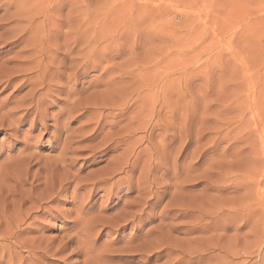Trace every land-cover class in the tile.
<instances>
[{
	"label": "rangeland",
	"instance_id": "rangeland-1",
	"mask_svg": "<svg viewBox=\"0 0 264 264\" xmlns=\"http://www.w3.org/2000/svg\"><path fill=\"white\" fill-rule=\"evenodd\" d=\"M54 1L64 33L69 27L74 28L76 22L79 25L80 20L85 19L83 15H88V22L93 18L92 25H87L95 28L94 38L103 39L90 61L101 62L102 67L107 65V70L112 68L113 71L103 70L102 73L92 69L84 75L78 89L87 88V92L81 96L79 93L75 99L78 102L90 100L84 104L90 107H87L89 113L81 118L78 117L81 109L74 111L68 121H64V113L57 115L64 109L65 93L47 99L46 124L54 130L52 118L57 115L58 126L65 122L63 125L70 130L77 128L72 148L79 149L69 158L73 161L72 174L80 179L99 173L107 166V159L120 158V163L129 158L125 161L126 174L122 175L126 181L117 184L124 183L122 193L116 196L114 193L118 192L114 187L113 195L109 190L105 193L101 186L89 204L87 194H82L80 202L73 201L68 192L66 197H69L63 198L59 206L72 213L58 214L57 219L51 220L41 217L30 227L33 229L29 235L54 240L52 246H56L70 232L72 217L76 215L74 209L82 202L89 208V217L100 216L102 209L104 218H111L122 202L135 201L138 196L139 200L134 202L136 207L127 212L139 215H125L126 222L121 220V223L116 221L119 218L114 219L124 230H121V240L112 246L113 250L124 248L126 243L137 247L140 257L136 260L140 264H165L181 254L198 255L195 257L201 260L197 264H264V0ZM91 27L85 28L90 32ZM63 40L60 37L59 42ZM107 43L112 46H106ZM19 48L14 49V53L4 54L11 48L0 45L1 61L14 56ZM27 90L18 80L9 85L0 83L1 112L14 107ZM95 93L98 96H93ZM118 104L121 124L118 119L108 118V123L104 126L101 123L102 130L93 138L87 133L90 125L82 128L85 132L78 128L87 123L85 117L97 116L100 106L114 109ZM117 121L118 127L114 123ZM28 125L27 119L21 121L16 138L0 130V171L10 172L11 185H17L19 182L13 180L24 174V167L17 160L22 154L37 155L33 164L58 154L49 150L47 141L52 138L41 136L39 139L40 133L29 131ZM89 138L91 141L87 140ZM117 140L124 146L108 153L110 155L106 153L103 161H99L100 157L93 160L92 153L84 148L96 146L98 142L102 145L104 141L109 145ZM102 154L99 152L96 156ZM6 158L8 160H4ZM69 191L72 192V187ZM122 195L126 197L114 208L116 198ZM12 208L0 205L2 227L4 210ZM11 211L6 212L3 220L13 215ZM117 237L107 229L95 246L100 249L104 241ZM177 241L178 248L173 246H179ZM10 242L0 241V247L5 246L0 249V257L12 246L14 251H11L15 252L12 261L28 264L31 260H18L17 253L26 258L29 248L24 250ZM66 253L45 255L37 262L34 259L33 264H74L82 259L79 254ZM108 255L111 259H107L106 264H127L118 262L128 257L124 254Z\"/></svg>",
	"mask_w": 264,
	"mask_h": 264
},
{
	"label": "bare ground",
	"instance_id": "bare-ground-1",
	"mask_svg": "<svg viewBox=\"0 0 264 264\" xmlns=\"http://www.w3.org/2000/svg\"><path fill=\"white\" fill-rule=\"evenodd\" d=\"M54 2V0H0V12L2 11V14L0 15V45L3 47L8 46L11 48L8 50V52H4V54H9L12 52L14 53V49H16L17 47H21L17 52H15L14 56H11V58H7L6 60L1 61L3 53H0V83H7L9 85L14 80H18L21 82L22 86L25 85L28 88L27 92L22 95V97H18L19 99L16 101L14 107L6 108L4 110V113L1 112L0 109V130L8 133L9 137H15L21 121H25L27 119L29 123L28 126L30 127L29 131H38L40 133L38 135V138L41 136H47L50 137V139L52 138V141L54 142H48L46 140L50 148L49 150L54 152L58 151L57 156L45 157L42 162H40L41 160H37V163L35 162L34 164L32 162H34V159L37 156H35L34 153H25V151V154H22V157L20 159L15 158L19 160L18 163L22 167H24V170L22 169V171H24V174L20 177L15 176L16 178L13 180L15 183L19 182L17 185L12 184V186L10 184L11 179L8 178L10 172L4 174V172L1 173L0 171V176L2 177L1 181H3L2 188L0 189V205L3 206V208H8L9 206L13 207L12 209H8L10 211L12 210L11 212H13V215H9L12 216L11 218H8V216L3 220V216L5 217V214L8 211L7 209L4 210L6 212L1 217L3 227L0 223V241L9 240L11 241V245L20 246L24 250L29 248L27 249L26 258L21 257V253H17V255L20 256L19 258H17L18 260L27 261V259H30L31 261L28 264H33L34 259H36V262L38 259H44L45 255H65L64 253L68 251V255L70 256L79 254L82 257L81 260L75 262L76 264H106L109 263L107 259H111L108 255L109 253H116L122 255L124 254L128 256L126 259L121 258L120 261L118 259V262L127 264H133V262H135L136 264H140V261L136 260L137 257H140V253L137 250V247L128 246L129 243H126L127 246H125L124 248H120L118 250L112 249V246L118 243L119 240H121V230H124V226L118 223H121L122 221L126 222L124 218L125 215L128 217H132L134 213H137L127 212V210H132L134 208V206L136 205L134 204V202H136V200H139L138 196L135 201L132 200L133 202H128L126 200L122 202L121 208L118 210L117 214L111 218H104L105 214L103 213L104 211L102 209H100L101 212L98 210L101 214L100 216H97L96 218L89 217V208L86 206L85 201L82 202L78 208L74 209L76 215H74L75 217H72L73 225L69 227L70 232H68V235H64L65 237L63 236V238L58 241L56 246H52L54 240L45 239L41 236H36V238H34V236L31 237L29 235L32 233L33 229H31L30 227L34 226L35 222L39 221L38 219H40L41 217H45L51 220L57 219L58 214L66 216L67 214L72 213V210H63L62 206H59L61 202H64L62 201V199L66 197V194L68 192H70V195L72 194V198H70L73 201L81 199L83 193L87 194V198L90 199L89 204L91 203L93 196H95V194L100 191L99 189H101V186L102 188H105L103 189L105 193L107 190H109L111 193L113 187L114 190L118 192L114 193L116 196L117 194L122 193L124 189L121 190V186L124 185V183L120 186H118L117 184L121 181H126L122 178V175L124 176L126 174L125 161H128L129 158L128 156L120 163V158H116L115 160L107 159L105 160L107 161L106 167L100 170L99 173L97 171L89 174L87 178L80 179L74 174H72L73 172L71 171V166L73 161L69 158V156H72V154L79 149L78 147L72 148L73 138L75 137V130L77 128L75 130H70L67 126L63 125V123L65 122L61 123V125L58 126L55 117L62 112L64 113L65 117L64 121H68L72 118V113L78 109H81V115L78 116L80 118L82 115L88 112V108L90 106H84V104L89 102L90 100L78 102L77 99H75L79 93L81 96L83 92H87V88H81L79 91L78 85L80 81L84 78V75L89 72V70L95 69L97 71L101 70V72L103 70L106 71L107 65L102 67L101 62L99 63L95 60L90 61V57L92 53H94V49L96 50L97 46L101 43L100 41L103 39H97V37L94 38L95 35H93V29L95 28H92L91 26L87 25L91 24L90 22H92L91 20H93V18H91L90 22H88V15H83L85 19L80 20L79 25V22H76L77 24L74 25V28L69 27L68 30L64 33L62 32L63 28H61L62 23L61 21H58L59 17L57 18L56 16L57 2H55L56 4ZM76 25H78L79 27H76ZM86 25L88 26V28H92V30L90 29L91 31L89 30L91 33L88 32V30L85 28L87 27ZM83 26L84 30L81 29V27ZM71 27H73V25ZM100 31L102 32V30ZM89 33L91 35V38L88 36ZM102 34L105 35L106 33L104 34L102 32ZM60 37H63L64 39L62 42H59ZM106 46H108V43ZM104 49H106V47ZM100 57L101 55L99 56V59ZM102 58L103 57H101L100 61L102 60ZM110 69L111 70L107 71H113L112 68ZM117 74H119V72ZM100 78L101 76L98 79ZM84 84L85 83H83L82 85ZM86 84L88 85L90 84V82H86ZM90 85L94 87L93 84ZM116 86L118 85L116 84ZM63 93H65V105L63 104L64 109H60L61 111L59 110L58 114L52 118L55 122L53 124V127L55 129L50 130L51 127L49 128V126H47L46 124L48 119V116L45 113V105L47 103V99H49L51 96H58ZM88 95L89 94H87V96ZM95 95L96 93L93 96ZM91 96L92 95H90V97ZM93 105L98 106L100 104L93 103ZM103 106H100L101 108H96L101 109V112L97 116L93 115L94 117H90L89 115L88 117H85L88 118L87 120H84L87 123H82L81 126L78 127L79 129H81V132H85V130L82 131V128H87L90 125L87 133H91V138H93L94 135H97V131H101L102 127L108 123V118H112L113 120H119L122 115V112L119 108V104L117 105L118 107H115L114 109H111V107L110 109L109 107L108 109H105ZM91 108L90 110L92 115ZM107 110L109 111V113H105V111ZM120 122L122 121L119 120V123ZM101 123L103 126L101 125ZM114 123H116L118 127V121ZM114 123H110V125L112 126V124L114 125ZM26 138L28 140V137L25 136V139ZM87 140H90V138ZM98 143L96 146L86 145L84 146V148L92 153L91 156L93 160L100 157L101 159L99 161H103V157H107L108 153H114L118 150L119 147L121 148L124 146L119 140L115 141V143L112 144L110 142L109 145L105 144V141L104 144L102 143V145H99L100 143ZM111 146L112 148L109 149ZM99 149L102 150L99 151ZM108 149L109 151H107ZM99 152L103 154L98 155L97 157L96 154ZM8 158L4 160H8ZM132 158H135L134 152H132ZM2 165L3 162L1 163V166ZM17 171H19V169ZM13 175L14 174H12L11 176ZM112 180L115 181L111 182ZM138 182L140 183V181ZM25 186L27 187L24 189L23 187ZM71 187L72 192L69 191ZM123 197H126V195H122L119 196V198H116L117 203L114 204V208L117 207V205H120V201H122ZM88 199L86 200L87 202ZM2 213L4 212L2 211ZM137 215L139 214L137 213ZM87 216L88 218H86ZM116 218H119L116 220L118 223L114 222V219ZM133 220L135 219L133 218ZM107 229H111L112 234H117L118 237L115 240L110 239V241H104L105 245L103 244L104 246L99 249L95 246V243L100 237L103 236V233ZM24 235H29V237H24ZM166 239L165 243L168 240ZM177 243L179 246H173L178 248L180 247V244L178 241ZM168 244L169 247L172 246V244L170 245L169 242ZM146 246L148 247V245ZM4 247L2 246L0 247V249L2 248L3 250ZM11 249L12 251H14L12 246L11 248L9 246L7 250L5 249L3 251V254L0 257V264L2 263V261L11 262V264L23 263L22 261H12V258L14 256L13 254L15 252L12 253ZM195 256H191V254H181L180 256L176 255L175 257L173 256V258L171 257V259L165 264H197L198 262H200L201 259ZM152 257L153 256H151V258Z\"/></svg>",
	"mask_w": 264,
	"mask_h": 264
}]
</instances>
